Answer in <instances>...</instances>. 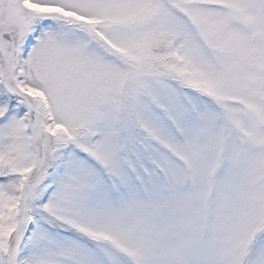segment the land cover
Returning <instances> with one entry per match:
<instances>
[{
	"label": "snow or ice",
	"instance_id": "1",
	"mask_svg": "<svg viewBox=\"0 0 264 264\" xmlns=\"http://www.w3.org/2000/svg\"><path fill=\"white\" fill-rule=\"evenodd\" d=\"M0 264H264V0H0Z\"/></svg>",
	"mask_w": 264,
	"mask_h": 264
}]
</instances>
